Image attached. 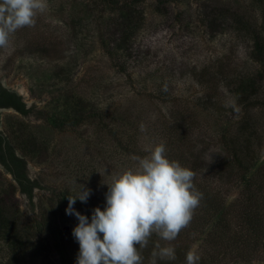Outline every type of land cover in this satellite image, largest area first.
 I'll return each instance as SVG.
<instances>
[{"label":"rangeland","instance_id":"obj_1","mask_svg":"<svg viewBox=\"0 0 264 264\" xmlns=\"http://www.w3.org/2000/svg\"><path fill=\"white\" fill-rule=\"evenodd\" d=\"M48 5L0 48V81L25 87L14 92L29 110H0V130L28 154L29 176L42 186L32 203L0 165V264H76L78 220L66 214L67 197L80 184L91 189L73 206L90 220L106 206L105 183L160 143L195 172L202 203L213 197L222 214L216 224L200 201L176 240L153 234L138 248L143 264L157 245L176 254L157 264H185L189 250L198 264H264V234L246 224L247 209L264 213V72L253 49L264 40V0ZM242 80L252 84L239 90ZM248 135L251 148L236 159L228 141ZM10 237L19 238L11 249Z\"/></svg>","mask_w":264,"mask_h":264},{"label":"clouds","instance_id":"obj_2","mask_svg":"<svg viewBox=\"0 0 264 264\" xmlns=\"http://www.w3.org/2000/svg\"><path fill=\"white\" fill-rule=\"evenodd\" d=\"M48 6V0H0V48H7L18 30L35 26L36 17ZM145 152L132 157L134 168L105 183L106 206L94 208L90 220L73 206L77 200L86 203L91 189L80 184L77 194L67 197L66 214L78 220L72 229L79 244L76 264H143L138 248H146L153 234L172 242L190 224L202 198L195 188V172L169 159L163 143ZM158 259L175 260V248L157 245L150 264ZM200 259L189 250L185 264H198Z\"/></svg>","mask_w":264,"mask_h":264},{"label":"trees","instance_id":"obj_3","mask_svg":"<svg viewBox=\"0 0 264 264\" xmlns=\"http://www.w3.org/2000/svg\"><path fill=\"white\" fill-rule=\"evenodd\" d=\"M253 49L256 50L254 51L256 60L261 63L260 72H264V40L257 38L255 40V46L253 47ZM250 84H252L250 80H242L239 82L238 88L239 90L240 89L245 90L248 88V86H250ZM238 98H240V96H238ZM2 106L14 107L16 110H18L20 113L24 115L29 112V110L26 108L25 103L22 101L20 95L6 88L0 81V107ZM244 124L245 125L243 127L247 129V125H246L247 122L244 121ZM249 136L250 135L246 136L245 144H244V140L242 142H240L239 140L236 141L235 139L228 141V144H230L229 146L231 148L232 156L235 157L236 159H239L241 156L245 155L242 153L243 151L250 150L251 148L250 143L252 142V140L250 139ZM10 140L11 139L7 138L5 134H0V160L2 164L4 165V167L7 169V171L11 172L13 177L17 180L20 191L22 193H25L28 196V198L31 200V202L33 203L34 188L35 187L42 188V186L40 183H38L39 182L38 180L32 179L27 173L26 166L28 164V161L26 159V155L28 154H25L24 157L19 156L16 153V150ZM257 192L258 190H254V191L249 190L248 192V196L250 195L249 198L250 199L255 198L256 197L255 193ZM205 196L206 197L205 199H203V203H206V209L208 208L210 209L207 212L211 213V210L214 211V213L213 212L211 213V216L214 218L215 216L217 217L216 224H218V222L220 223V217L222 213L219 214L218 211L216 212V210H218L217 203L214 201L213 197L210 198V196H207V195ZM203 203L201 201V204ZM249 210H251V208L247 209L248 221L246 224L249 225L248 230L252 233L263 232L264 234V213H261L260 209L255 210L253 213H251L252 211H249ZM243 228L245 227L241 226V230H243ZM10 238L11 239H9L8 244L10 245V249H11L14 242L19 240V238L14 237L16 241L14 239L12 240V237ZM15 253L17 252L14 251L13 254ZM11 259L12 258L10 257L8 260H11Z\"/></svg>","mask_w":264,"mask_h":264},{"label":"bare ground","instance_id":"obj_4","mask_svg":"<svg viewBox=\"0 0 264 264\" xmlns=\"http://www.w3.org/2000/svg\"><path fill=\"white\" fill-rule=\"evenodd\" d=\"M9 83V82H8ZM16 86V85H15ZM19 94H23V95H26L27 94V91L25 89L24 86H16V88H14Z\"/></svg>","mask_w":264,"mask_h":264},{"label":"flooded vegetation","instance_id":"obj_5","mask_svg":"<svg viewBox=\"0 0 264 264\" xmlns=\"http://www.w3.org/2000/svg\"><path fill=\"white\" fill-rule=\"evenodd\" d=\"M0 108H10V106H9V107L2 106V107H0ZM13 108H14V107H13ZM17 111H18V110H17ZM0 134H4V133L0 130ZM0 163L2 164L1 160H0ZM3 166H4V165H3ZM26 168H27V173H28V175H29V166H28V164H27ZM36 188H37V187L34 188V191H35Z\"/></svg>","mask_w":264,"mask_h":264},{"label":"water","instance_id":"obj_6","mask_svg":"<svg viewBox=\"0 0 264 264\" xmlns=\"http://www.w3.org/2000/svg\"><path fill=\"white\" fill-rule=\"evenodd\" d=\"M2 84L4 85L3 82H2ZM9 90H11V91L13 90V91H14V89H9ZM2 109H8V108H0V110H2ZM13 109H14V108H13ZM14 110H15V109H14ZM16 111H17V110H16ZM0 165L3 166V164H1V163H0ZM3 167H4V166H3Z\"/></svg>","mask_w":264,"mask_h":264}]
</instances>
